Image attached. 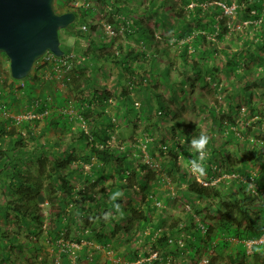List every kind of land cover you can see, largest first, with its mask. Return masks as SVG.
<instances>
[{"label": "rangeland", "instance_id": "374dc122", "mask_svg": "<svg viewBox=\"0 0 264 264\" xmlns=\"http://www.w3.org/2000/svg\"><path fill=\"white\" fill-rule=\"evenodd\" d=\"M248 1L252 0H188V2L186 0H167L168 4L164 6H161V0L55 1V9L58 13L74 11L70 9L71 7L80 9L76 19L69 25V30L60 32L63 46L70 47L71 53L69 54L72 62L66 67L55 68L49 64L47 68L38 69L37 74L40 75L41 80L36 83L35 88L29 87L25 81L16 80L13 83L12 91L10 90V93L0 100V104L5 103V109L1 110L0 117L4 115L13 119L16 117L38 118L40 119L37 126L38 131L44 127L47 116L57 120L65 116L79 118L78 122L70 120L68 125L63 128L44 131L41 140L48 142L47 150L60 152L61 148L71 141L72 135L81 129H86L91 134L90 125L83 118L78 117L80 95L78 96L77 90H73L70 80L72 73L77 71L76 68H79L82 73H85L81 77L82 83L87 81V77H92L91 84H86L87 86L83 90V96L85 95L93 102L92 106L99 113H107L112 117L114 128L108 127L107 133L110 134V137L107 145L111 149H115L117 155L128 153L132 158L130 164L133 167L139 168L141 163H148L157 170L158 178L152 182L154 184L150 190L153 195L152 202L158 209L152 215L149 226L142 231L136 230V234H133V231L128 233L120 231L115 234H112L111 230L108 231L106 236L108 243L106 244L101 243L93 236L86 238L82 235L83 238L78 241L77 235L81 232L78 230L79 228L75 229L74 227H71L69 233L63 230L59 240L55 242L49 232L55 226L54 220L57 211L55 202L51 203L48 198L52 181L47 177L43 178L44 189L38 200V214L42 222L31 221L30 224L19 221L18 213L13 209H7L6 203L16 200V197L0 184V235H5L3 238L0 237V264H60L59 253L64 249L70 251V264H137L138 258L136 259L133 252L144 257L147 256L144 254L145 252L156 251L152 248V242L148 238L150 232L154 234V237L158 235L162 228L156 227V225H159L162 220L168 225L179 219V224L186 228L191 220L187 214H191L194 216L196 224H200L201 221L203 223L210 222L215 227V219H207L208 215L213 214V208L209 205L213 201H201L197 197L191 198L193 204L187 201L184 196L178 195V184L175 181L177 172L173 177L161 169L165 163H169L175 157H177V164L181 166L188 178H195L204 184L225 181L226 185L231 187V189L223 190L225 201L233 202L234 193L238 190L236 184L233 183L235 180H237L236 183L238 181L244 183L242 188L244 187V191H246L248 202L254 199L251 193L255 196L259 194L255 190L261 191V195L264 196V186H258L254 179L255 175H258L260 182L264 181V166L261 162L262 160L264 162V125L255 123L258 117L256 109L264 110V76L261 75V73L264 74V64L258 63V60H251L245 71L243 68H237L228 73V70L225 69L229 55L241 52L245 40L248 42L257 40L264 32V4H262V17L250 19L244 17L242 13V9L247 7ZM214 3L221 5L223 9V12L215 16L217 31H212L209 27H206L205 31L197 28L190 18V11L196 7H202L205 12ZM116 6L120 7L119 12H117ZM180 10H182V15H176V12ZM110 17L114 21L113 23L109 21ZM218 19L224 20V29H218ZM126 22L129 23V25L127 24L129 27L133 26L134 31H141V28L149 29L152 36L147 38L140 37V35L128 36ZM89 24L97 25V30L91 35L96 53H103L105 58H94L88 48L90 42L84 37V34L90 31ZM109 24L112 26L110 29L107 28ZM83 25H86V28H82ZM182 29L186 33L185 35ZM200 32L206 33L207 39L213 42L212 45L203 42L202 49L211 47L212 50H216L210 55L208 64L219 67V71H215L218 81L209 79L207 75V80L195 79L188 91L184 92L181 85L186 76L181 75L183 64L181 50L184 45H188V55L192 59L198 60L200 54L194 50L193 43H195L196 35ZM119 47H122L123 53H127L131 48L139 53V56L130 60L129 64V67L137 75L134 76L124 67L125 65L116 64L112 60L111 54L119 52ZM162 48H165V53L157 51ZM240 59L242 62L246 61L244 57ZM167 63H172L169 74H161L159 68ZM204 69L203 65L202 72ZM236 73H242L239 74L242 77L237 78ZM256 73H260L262 81L259 88L253 90L251 97V93H249L251 91L245 90L244 85L245 81L252 85ZM9 75V59L4 53H0V82L9 78ZM144 77L147 80L143 81L142 85L137 84ZM125 87L129 89L133 103L121 98V91ZM95 89L109 91L112 94L110 100L97 103L92 95V91ZM157 96L167 102L171 112L160 113ZM149 103L152 104L150 110L147 108ZM230 106L236 107V112H231ZM212 107L215 109L214 112L210 110ZM4 111L5 113H3ZM94 118L100 119L95 115L91 121ZM213 119H218V121L214 123ZM184 122L188 125H184ZM150 124V128L146 129ZM197 128L201 131V135L209 138L210 147L228 151L232 158L231 163L236 166L241 163L244 141H249L250 144L256 142L261 149L257 161L248 163L249 168L245 174L238 171L230 173L227 169L231 168L230 166L233 164L225 165L218 156L212 158L213 166L209 168L210 149L197 150L192 145L194 139H199L197 136H193ZM231 132L238 138H229ZM188 134L192 136L191 140L185 139ZM26 137L28 136L26 135ZM92 137L94 136L92 135ZM26 143L28 151L31 150L34 146L32 139L28 138ZM28 151H18L16 154L27 158ZM228 152L224 155L226 156ZM51 162L50 158L46 164L47 169ZM93 163H98L95 157ZM197 165L203 167V173L197 170ZM23 166L29 173L38 174L35 158L25 159ZM77 167V163H72L70 169L65 170V172L73 170L74 174H68L67 177L77 189L90 185L91 182H98L97 187L106 186L113 180L110 174L115 173L112 168H109L104 173L103 180L95 172L96 170L91 168L92 164H86L82 172L77 171ZM137 188L135 187V189ZM226 190L227 192H225ZM99 196L98 200H91L94 207H97L100 213L104 212L103 215L108 217V221L111 220L112 215L117 218L118 213L110 208V204H112L110 197L104 194ZM122 199L124 205L127 204L128 199L125 196H122ZM255 202L251 212L253 216L256 215L255 212L260 211L258 199ZM144 205L141 202V207ZM196 205H198L202 216L196 213ZM6 210H9L10 213L8 218L4 216ZM204 215L206 218H203ZM121 223L125 226L127 219H122ZM81 226L83 227V225ZM185 231L177 236L186 235L187 231ZM222 233L227 235L223 231L218 232V235ZM129 236H131V241L128 240ZM12 237L16 239L12 240ZM221 237L228 236H217V238ZM229 237L233 238V236ZM234 239L240 241L238 236ZM258 242L257 245L264 243ZM203 250L205 249H202L203 255L199 259V263L204 262L208 254L211 253ZM198 256L199 254L187 251L182 256L183 258H174L175 261L185 260L186 263L192 264L197 261ZM6 257L8 259H5Z\"/></svg>", "mask_w": 264, "mask_h": 264}, {"label": "trees", "instance_id": "16d2710c", "mask_svg": "<svg viewBox=\"0 0 264 264\" xmlns=\"http://www.w3.org/2000/svg\"><path fill=\"white\" fill-rule=\"evenodd\" d=\"M106 1L110 2L111 0ZM263 1L264 0L248 1L247 7L242 9L243 16L250 19L262 17ZM186 2H188V0H186ZM160 4L161 6H164L168 3L167 0H161ZM70 9L74 10L76 16L78 15V10H80L77 7H71ZM116 10L119 12L121 9L116 6ZM221 12H223L222 6L214 3L207 8L205 12L202 7H196L193 11H190V18L196 24L197 28L204 29L205 31L206 27H209L210 30L217 31L215 26V16ZM176 15L181 16L182 10L177 11ZM109 21L111 23L114 22L111 17ZM125 24L129 25L128 22ZM223 24L224 20L218 19V29H224L225 25ZM89 26L90 31L84 34V37L90 42L88 48L92 52L94 58H105L103 53H96L94 40L91 35L92 32L97 30V25L89 24ZM69 28L70 27L68 26L67 28L61 29L59 31V37L61 31L69 30ZM132 30L133 26H128L126 30L128 36L140 35V37L145 38L152 36V32L147 28H141V31ZM182 32L184 35L186 34L183 29ZM260 36L261 37L257 40L255 39L250 42L245 40L241 52L228 56L227 65L225 66L228 73L237 68H243L244 71L247 70L246 68L249 66L251 60H258V63L264 64V32ZM60 41L61 47L65 51V54L59 57L62 58L71 53V50L68 45L63 46L61 37ZM194 41V50L198 51L200 54L198 60L192 59L190 55H188V45H184L181 50V58L183 61L181 75L186 77L184 78V83L180 85L184 92L188 91L189 86L194 83L195 79H201L202 81L207 80V75L209 76V79H213L215 82L218 81L217 76H215V71H219V67L209 66L208 64L209 58L211 57L210 55L216 50H212L211 47L202 49L203 42L212 45V40L207 39L206 33L200 32L196 35ZM119 49V52L117 51L116 54H111L112 60L116 64L125 65L124 67L134 76L137 75L136 72L129 67V64L130 60L139 56V53H137L134 48L129 49L127 53H123L122 47H119ZM157 51L160 53L166 52L165 48L157 49ZM242 57H244L246 61L242 62L240 59ZM71 62L72 58L70 57L68 59V64ZM50 65L53 67L55 66L53 63H50ZM203 65L205 66V69L202 72ZM48 66V61L42 62L41 57L35 62L29 76L21 81H25L29 87L35 88L37 86L36 83L41 80L40 75L37 74L38 69H44ZM171 66L172 63H167L164 66H161L159 71L161 74L168 75ZM76 69L77 71L72 73L70 80L73 90H77L78 96L80 95L78 117L83 118L84 121L90 125L91 134L87 132L86 129H81L72 135L71 141H68L65 147L61 148L60 152L56 150H47L49 146L48 142H43L41 140L44 131L52 128H63L68 125L67 123L70 122V120L78 122L79 118L75 119L71 116H65L64 118L62 117L57 120L54 117L47 116L45 118L46 121L44 127L38 131L37 126L40 122V119L38 118L31 117L17 121L12 117L1 116L0 184H2L11 195L16 197V200H10L6 203L7 209H13L18 213V220L25 224H30L31 221H37L39 223L42 221L38 214V200L44 189L43 178H49V180L52 181V185L49 188L50 192L48 191V198L51 203L55 202V205L57 206L56 218L54 220L55 226L52 231H49L53 236V240L57 242L63 230L69 233L71 227H74L75 229L79 228L78 230L81 232L77 235L78 241H80L83 236L86 238L93 236L101 243L106 244L108 243V240L106 239L107 232L110 230L112 234L120 231L125 233L133 231V234H136V230L139 229L142 231L149 226L152 215H154L158 209V207L152 202L151 198L153 195L150 190L151 186L154 184L152 182L157 180L158 174L156 172L157 170L151 167L148 163H141L139 168L133 167L130 164L132 158L128 153L124 152L117 155L116 150L111 149V147L107 145V141L110 137V134L107 133L108 127L114 128L112 117L107 113H99L97 109L92 106L93 102L85 95L83 96V90L87 85L91 84L92 77H87V81L82 83L81 77L82 74L85 73H82L79 68ZM239 74L242 73H236L235 76L237 78L242 77V75ZM259 74L260 73H256L252 85L250 82L245 81L244 89L251 91L249 92L251 93V97L254 92L253 90L259 88L260 82L262 81V77L259 76ZM261 75L264 76L262 73ZM145 80H147L145 77L144 79L141 78L137 84L142 85ZM15 81L16 79H14L10 73L9 78L0 82V100L10 93V90L12 91V86ZM92 95L97 103L108 101L112 96L109 91H99L96 89L92 91ZM121 98L133 103L130 91L126 87L121 91ZM157 100L160 113L171 112L165 100H162L160 96H157ZM147 108L150 110L152 104L149 103ZM2 109H5V103L0 104V112ZM210 110H213L214 112L215 109L212 107ZM256 110L258 117L255 123L264 125V110ZM230 111L236 112V107L230 106ZM95 115L100 117V119L94 118V120L91 121ZM213 120L214 123L218 121V119ZM184 125L187 126L188 124L184 122ZM150 126L151 124L147 126L146 129H149ZM26 135L28 137H26ZM92 135L94 137H92ZM193 136H197L198 138L201 137V131L199 128L195 129ZM28 138L32 139L34 142V146L29 151L26 148V140ZM191 138L192 136L189 134L185 136L186 140H191ZM229 138L234 139L238 137L234 136L231 132L229 133ZM207 149H210L211 152H209L210 158L208 159L210 164L209 168L213 166L211 160L216 156L220 157L223 160L222 163L227 166L228 164H233L231 163L232 158L230 153L225 149L218 150L214 147H210L209 140L203 150ZM18 151H28L29 155L27 158L29 160L32 158L37 160V175L29 173V171L24 169L23 163H25V159L27 158L17 156L16 153ZM260 151L261 149L256 142L250 144L249 141H244V152L241 154L240 165L236 166L233 164L230 166L231 168H228L227 170L230 173L233 171H238L241 174L247 173V168H249L248 163H255ZM226 152H228V154L225 156L224 154ZM94 157L98 160V163H93ZM50 158L52 159V162L49 169H47L46 164ZM261 162L264 166L263 160ZM72 163H77V171L80 172L84 170L86 164H92L91 168L95 169V172L98 173L103 180L105 178L104 173L109 170V168H112L115 171L114 174H110V177L113 180L106 186L97 187L99 184L98 182H91L90 185L77 189L67 177L68 174H74V172H72L73 170H69L72 173L69 171L65 172V170L70 169ZM169 163H165L161 169L173 177H175L174 174L177 172L175 181L178 184V195L184 196L185 199L192 204V197H197L201 201L212 200L214 202L209 203L213 208V214L208 215L207 219H215L216 225L214 227L210 222L203 223L202 221L200 224H196L194 216L191 214H187V217L191 218V220L186 228H183L182 224H179V219L173 221L172 224L167 225V223L160 218L159 220L162 221L161 223L159 222L160 224L156 225V227L160 226L162 228L161 231L155 237L153 236L154 234L150 232L149 238L147 237L148 240L152 242V248L158 252L157 257L153 258L149 264H189L186 263L185 260L175 261L174 258H181L187 251L189 253L193 252V254H199L197 261L192 264H264V243H260L259 245L254 244L253 253L248 255L246 252V246L243 242L246 239L258 240L264 234V196L261 195V191H258L259 194L256 196L251 193L254 199L248 202L246 191H244V187L242 188L244 183L240 181L236 183L237 180H235L233 183L236 184L235 186L238 190L234 193L235 195L232 194L234 195L233 202L230 203L223 198V190L231 189L230 186L228 187L226 185L225 181H220L219 183L214 184H204L195 178H188L187 174L182 171L181 166L177 164V157L170 160ZM257 176L255 175L254 179L258 186H264V181L260 182ZM184 183L186 184L184 185ZM135 187L138 188L135 189ZM129 190H132L133 193ZM225 192H227V190ZM100 194L110 197V200L112 201L110 208L118 213L117 218L112 215V217H110L111 220L108 221V217L103 215L104 212L100 213L99 209L94 207V203L91 202V200H98ZM122 196H125L128 199V202L125 205ZM256 199H258L260 211L257 213L255 212L256 215L253 216L251 212L255 206ZM141 202L145 204L144 207H141ZM196 206V213L201 214L202 216L198 205ZM8 211L9 210L5 211V218H8L10 214ZM205 216L206 215H204L203 218H206ZM124 218L127 219V224L125 226L121 223V220ZM81 225H83V227ZM97 226L99 227L97 228ZM184 230L187 231H185L186 235L177 236V234L182 233ZM221 231H223L224 234L227 233V235H223L222 233V236H238L240 239L238 243L239 245L231 248V240L223 237L217 238V236H221L218 235V232ZM0 237L3 238L5 235L1 234ZM15 239L16 238L12 237V240ZM128 240H132L131 236L128 237ZM181 242L183 243L181 244ZM209 248L212 251L211 253H209ZM202 249L207 250V253L209 254L205 262L199 263V259L203 255ZM133 253H135L136 259L139 258L138 253ZM148 253L145 252L144 254L148 256L150 254ZM59 255L61 257L60 264H70L69 250L64 249L63 251H60ZM5 259H8V257Z\"/></svg>", "mask_w": 264, "mask_h": 264}, {"label": "water", "instance_id": "95a60500", "mask_svg": "<svg viewBox=\"0 0 264 264\" xmlns=\"http://www.w3.org/2000/svg\"><path fill=\"white\" fill-rule=\"evenodd\" d=\"M75 19L74 11L58 13L55 0H0V53L9 59L11 76L25 79L47 52L63 56L59 31Z\"/></svg>", "mask_w": 264, "mask_h": 264}, {"label": "built area", "instance_id": "2783aa9c", "mask_svg": "<svg viewBox=\"0 0 264 264\" xmlns=\"http://www.w3.org/2000/svg\"><path fill=\"white\" fill-rule=\"evenodd\" d=\"M82 28H86V25H83ZM107 28L110 29V28H112V26L109 24ZM111 32H113V30H111ZM70 57H71V55L68 54L62 58H59V57L55 56L53 53L47 52L45 55L42 56V62L48 61L49 64L53 63L55 65L54 66L55 68H58L59 66L60 67L65 66L66 67V65H68V59ZM3 113H5V111ZM21 118L23 119L24 117H18V118L16 117V119L18 121L22 120ZM25 118H27V117H25ZM258 241L264 242V238L261 237L260 239H258ZM258 241L250 240V239L244 240V244L246 246V252L248 255H251L253 253L254 244H258L259 243ZM157 255H158L157 251H154V252L150 253L148 256H144V257L139 255V258L137 259V264H149L153 258L157 257Z\"/></svg>", "mask_w": 264, "mask_h": 264}, {"label": "clouds", "instance_id": "9594fccd", "mask_svg": "<svg viewBox=\"0 0 264 264\" xmlns=\"http://www.w3.org/2000/svg\"><path fill=\"white\" fill-rule=\"evenodd\" d=\"M208 139H209V138H208L207 136H205V135H201V137H200L198 140L194 139V140L192 141V145H193L197 150H202V149L205 148L206 144L208 143ZM196 168H197V170H198L199 172L203 173L204 169H203L202 166L197 165ZM253 190H254V189H253ZM255 192L257 193L258 190H255ZM263 235H264V234H263ZM263 235H262V236H263ZM243 242H244V241H243ZM209 252H212L210 248H209ZM206 260H207V259H205V261H206ZM205 261H204V262H205ZM202 263H203V262H202Z\"/></svg>", "mask_w": 264, "mask_h": 264}, {"label": "crops", "instance_id": "0c3cea01", "mask_svg": "<svg viewBox=\"0 0 264 264\" xmlns=\"http://www.w3.org/2000/svg\"><path fill=\"white\" fill-rule=\"evenodd\" d=\"M228 240H231V247L233 248V247H237L239 244V240L237 241L236 239H234L235 237L233 236V238L231 239L229 236L228 237H226ZM233 240V241H232ZM241 241H243V240H241ZM233 245V246H232Z\"/></svg>", "mask_w": 264, "mask_h": 264}]
</instances>
